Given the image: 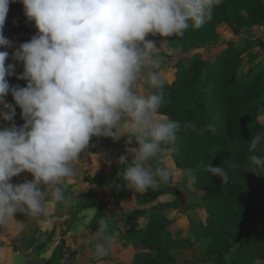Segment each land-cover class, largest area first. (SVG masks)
<instances>
[{
  "label": "clouds",
  "instance_id": "1",
  "mask_svg": "<svg viewBox=\"0 0 264 264\" xmlns=\"http://www.w3.org/2000/svg\"><path fill=\"white\" fill-rule=\"evenodd\" d=\"M10 2L0 0V47L4 48L12 46L3 34ZM20 2L38 31L13 53L23 62L19 78L27 81L26 87H10L6 77L14 74L15 65L6 66L9 53L0 51V116L12 121L16 114L5 100L11 91L25 121L0 130V228L17 221V212L48 214L42 184L50 189L52 200L64 201L63 182L76 174V162L94 136L135 141L136 147L129 150L133 159L122 173L128 188L147 192L167 183L173 170L165 163V149L175 140L179 124L160 115L163 97L158 92L138 91L141 81L152 89L165 83L156 70L160 62L154 51L159 46L148 37H182L189 27L198 29L211 20L222 0ZM262 143L264 128L251 138L249 152L255 153ZM249 160L264 168V156L253 154ZM255 167L247 171H256ZM24 171L34 179L11 183ZM206 171L223 184L228 182L229 174L220 165L210 163ZM185 175L196 179L190 168ZM97 231L104 242L96 244L95 255L103 257L115 236L105 219L99 221Z\"/></svg>",
  "mask_w": 264,
  "mask_h": 264
},
{
  "label": "trees",
  "instance_id": "2",
  "mask_svg": "<svg viewBox=\"0 0 264 264\" xmlns=\"http://www.w3.org/2000/svg\"><path fill=\"white\" fill-rule=\"evenodd\" d=\"M223 25L232 26L236 35L264 26V0H222L212 19L200 28L189 27L182 37H171L178 53L190 58L188 65L178 61L174 79L156 90L163 97L160 115L179 124L175 140L165 149L172 178L154 190L136 192L127 187L123 171L111 191L112 204L125 199L121 216L128 234L140 236L149 250L140 258L143 264H190L171 253L175 221L168 217L174 197L171 186L189 168L196 177L188 181L190 198L202 207L204 232L212 236L206 249L212 264H264V226H259L264 214V168L249 160L253 154L264 156V143L255 153L249 152L251 138L264 128V59L257 62L259 55L251 41L242 47L229 41L215 61L190 53L198 44L221 37ZM256 41L264 47V40ZM245 62L248 69L241 73ZM5 127L8 124L0 116V130ZM210 163L227 170V183L206 171ZM253 167L256 171H247ZM87 177L89 188L81 190L84 181H80L71 193L90 207L108 174L103 170ZM103 211L100 207L94 224L105 217Z\"/></svg>",
  "mask_w": 264,
  "mask_h": 264
},
{
  "label": "rangeland",
  "instance_id": "3",
  "mask_svg": "<svg viewBox=\"0 0 264 264\" xmlns=\"http://www.w3.org/2000/svg\"><path fill=\"white\" fill-rule=\"evenodd\" d=\"M6 25L5 23L4 27ZM13 25L9 29V34L27 33L34 35L38 31L35 23H31L29 20L25 23L16 22ZM220 31L221 37L217 40L200 43L191 49L190 53L215 61L229 41L237 42V47H242L248 41H251L254 43L253 51L255 50L259 55L257 62L264 59V47L261 48L259 42L256 41L261 36L262 28L260 26L246 28L238 35L234 33L230 25H223ZM148 38L155 40L157 46H159L154 51V57L160 62V67L156 70L160 72L165 83L172 81L175 77L178 61L182 60L184 64L188 65L190 62L189 55L182 56L179 54L177 43L171 37L163 38L157 34L156 36L150 35ZM14 50H16L15 47ZM16 63L19 65L21 61H16ZM247 69L248 65L245 62L240 72L244 73ZM14 72L17 75L7 76L6 79L8 77L17 79L22 75L17 73V70ZM15 82L18 83V80ZM23 83H27V81L25 80ZM156 90L143 81L140 82L138 87V91L144 95ZM8 96L5 99L6 102L12 104L16 112L21 114L22 109L16 105L13 96ZM4 111H7V109H4ZM17 116L19 118L15 122H22V115ZM5 122L8 127L11 125L10 121ZM134 147H136L135 141L127 143L126 137L120 140L103 136L92 137L90 147L81 153L80 159L76 162V174L63 182L65 200L58 203L52 199H46L45 204L49 213L44 217L37 216L39 219L42 218L41 220L44 223L42 225H47L48 228L40 229L39 233L36 230L35 236H28L27 239L21 238L19 232L27 222L26 220H33L28 219L25 214L20 212L15 215V219L20 224L19 228L15 220L9 221L6 227L0 228V240L2 239L5 242V245L0 247V264H21V261L22 264H143L140 258L147 254L149 250L140 236L130 235L127 232L128 227L124 225L121 216L125 208V199L119 205L110 202L111 191L117 183L115 180L124 171L122 165L127 162L130 163L133 159V153L129 150ZM122 156L126 158L124 162L120 160ZM103 170H107L108 178L105 181L104 188L96 190L97 195L92 206L87 207L78 199L73 198L71 191H74L75 185L80 181H84V178H88L87 175L95 177ZM188 181L189 178L181 172L171 186L174 197L168 217L175 221V236L171 253L180 256L190 264H212V256L206 252L212 240V236H208L204 232L203 222H205L206 214H203L200 204L190 198L193 192ZM12 183L14 185L18 184L17 182ZM82 186L81 190L88 189L90 184L85 180L82 182ZM45 194L47 198L51 197L50 193L45 192ZM100 207L104 209L105 217L103 219L107 220L109 233L114 234L115 240L107 255L96 257V244L104 242L103 237L97 231L99 222L94 224L95 216ZM259 226H264V214L259 218ZM54 227V231L50 232ZM13 235L15 236L13 237ZM16 237H18V241H15ZM43 243H47L44 249L40 248ZM17 251H20V253H17ZM16 253V257H13ZM257 264H262V262L257 261Z\"/></svg>",
  "mask_w": 264,
  "mask_h": 264
},
{
  "label": "crops",
  "instance_id": "4",
  "mask_svg": "<svg viewBox=\"0 0 264 264\" xmlns=\"http://www.w3.org/2000/svg\"><path fill=\"white\" fill-rule=\"evenodd\" d=\"M26 21H28L27 17L25 16L24 14V6L23 4L20 2V0H11L10 2V5H9V11H8V14H7V17H6V28L4 27L3 28V34L11 41V47H8V48H4V47H0V51H7L9 53V57L6 59V66L8 64H14L15 65V70H17V73H23L24 71V67H23V62H21L19 65L18 63H16L17 60H15L13 58V53L19 48V45L23 42H27V41H30L31 37L32 36L30 34H27V33H23V34H20L18 35L19 33H15V34H9L10 32V28L13 27L16 22L17 23H25ZM31 23H35L34 21H30ZM262 28V32H261V36H259L262 40H264V26H260ZM36 34V33H35ZM34 34V35H35ZM14 47L16 48V50H14ZM15 75L16 72H14ZM18 77V76H17ZM8 82H9V85L10 87H13V86H19V87H26L27 86V83H23L25 80L23 79H20V78H12V77H8L7 78ZM18 80V83H16L15 81ZM10 95L11 97V91H9V93L7 94V96L5 97V99H7ZM17 115H20L19 113L16 112ZM15 114L14 118L12 121H10V126H12V124H15L16 126H22L25 121L24 119L22 120V122H15L19 117ZM34 177L32 175V173L28 172V171H24L22 172L21 174H19L18 176H14L12 177L11 179V183L14 182V183H24L26 181H31L33 180ZM74 183V181H73ZM41 188L44 190V192L46 193H50V190L48 188V186L46 185H41ZM46 199H52L51 197L47 198L46 197V194H45V200ZM49 213V212H48ZM28 219H31L33 221H30V220H26L27 222L25 223V225L23 226V228L21 229V231L19 232L20 235H21V238H24V239H27L28 236L32 237V236H35L34 233H36V230L38 231L39 233V230H43L45 229V227L48 228V226L46 225H42L44 224L43 223V220H41L42 218H38L37 216H31V215H26ZM45 215H39V217H44ZM29 225V226H28ZM31 226V227H30ZM25 229H28V230H25ZM55 227L53 229H51L50 232L54 231ZM15 235H13L14 237ZM15 241H18V237H16ZM3 244H2V243ZM5 245V242L1 239L0 240V247ZM17 253H20V251H17ZM17 253L15 254V256L13 257H16Z\"/></svg>",
  "mask_w": 264,
  "mask_h": 264
}]
</instances>
